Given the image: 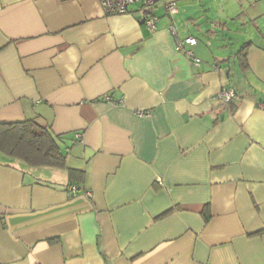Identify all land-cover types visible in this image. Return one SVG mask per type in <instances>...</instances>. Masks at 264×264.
<instances>
[{
  "label": "crops",
  "instance_id": "crops-1",
  "mask_svg": "<svg viewBox=\"0 0 264 264\" xmlns=\"http://www.w3.org/2000/svg\"><path fill=\"white\" fill-rule=\"evenodd\" d=\"M172 1L151 31L138 5L0 0V124L35 120L65 160L0 152V264H264V110L216 98L264 92V0Z\"/></svg>",
  "mask_w": 264,
  "mask_h": 264
},
{
  "label": "trees",
  "instance_id": "trees-1",
  "mask_svg": "<svg viewBox=\"0 0 264 264\" xmlns=\"http://www.w3.org/2000/svg\"><path fill=\"white\" fill-rule=\"evenodd\" d=\"M249 47L250 43L242 45L234 56L238 71L243 77L249 70L246 63V52ZM236 81V84L229 87L234 92V98H249L257 108L264 110V92H258L249 85L239 88L238 85L242 82L238 79ZM0 152L30 166L58 168L65 166L64 156L60 152L56 138L35 120L0 124Z\"/></svg>",
  "mask_w": 264,
  "mask_h": 264
},
{
  "label": "built area",
  "instance_id": "built-area-1",
  "mask_svg": "<svg viewBox=\"0 0 264 264\" xmlns=\"http://www.w3.org/2000/svg\"><path fill=\"white\" fill-rule=\"evenodd\" d=\"M101 8L106 16H116L123 15L128 13L129 8L133 5H138V12L140 14V22L145 24L151 31L155 30L157 19L153 15L152 10L157 4H163L166 13L169 16L176 14L177 8L175 3L172 0H99ZM169 31L172 35L175 36V29L173 27L169 28ZM177 46L180 50H183V46H188L190 49L183 50L185 55H187L194 64L199 65L200 60L194 57L191 48L197 45V40L193 37H187L184 40L180 41L176 39ZM219 101L223 103H229L234 99V92L229 88H222L219 94L216 97ZM138 116L147 117L148 113L138 112ZM77 138H80L81 135H76ZM76 187H71L70 191H75ZM90 196L89 193L86 194Z\"/></svg>",
  "mask_w": 264,
  "mask_h": 264
},
{
  "label": "rangeland",
  "instance_id": "rangeland-1",
  "mask_svg": "<svg viewBox=\"0 0 264 264\" xmlns=\"http://www.w3.org/2000/svg\"><path fill=\"white\" fill-rule=\"evenodd\" d=\"M216 10L219 11L220 12V15H221V13L224 10H228V8L225 7V4L223 2H221V3L219 2L218 6L216 5ZM231 27H236V26L235 25L234 26L231 25ZM218 32H219L218 36H220L221 32L220 31H218Z\"/></svg>",
  "mask_w": 264,
  "mask_h": 264
}]
</instances>
